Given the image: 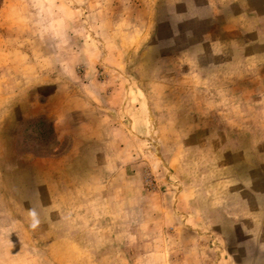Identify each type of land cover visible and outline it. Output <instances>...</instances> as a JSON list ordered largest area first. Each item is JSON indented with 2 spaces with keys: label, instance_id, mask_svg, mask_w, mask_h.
Wrapping results in <instances>:
<instances>
[{
  "label": "rangeland",
  "instance_id": "1",
  "mask_svg": "<svg viewBox=\"0 0 264 264\" xmlns=\"http://www.w3.org/2000/svg\"><path fill=\"white\" fill-rule=\"evenodd\" d=\"M261 178L264 0H0V264H264Z\"/></svg>",
  "mask_w": 264,
  "mask_h": 264
},
{
  "label": "crops",
  "instance_id": "2",
  "mask_svg": "<svg viewBox=\"0 0 264 264\" xmlns=\"http://www.w3.org/2000/svg\"><path fill=\"white\" fill-rule=\"evenodd\" d=\"M234 7H236V5H232L231 6V8H234ZM239 8H241V7H239ZM237 10H239V9H237ZM240 11L242 12V10H240ZM190 36H191L190 39H187L186 38L187 39V43L188 44L191 43V46H197V47H199L201 49H204L205 48V45L207 46L208 43H212V41H213L212 32L211 33L209 32L208 34H206V32H204L203 35H202V37L201 38H198V39L196 37L195 38H192V36H194L193 34L190 35ZM222 46L223 45L221 44L220 48ZM197 51H199V50H197ZM261 182L264 183V179L263 178H261L259 180H256L254 182L255 183L254 185H252L251 182L249 183V181L246 180V179H244V181H241L242 187L245 186V188H246V186H249L250 185V188L252 189L251 191H253L256 194H258V193L261 192L260 191V187L263 186L262 184L260 185ZM241 190H242V188H241ZM241 190L236 195L234 201H229V202L227 201V203H225V205H224L225 209L226 208L229 209V206H230V209H231L232 208V205L231 204L235 203L236 206H234V207H238V210L237 211H238V213L240 212L239 209H241V206H243V204H242L243 201H242V192H241ZM225 202H226V199H225ZM220 214L221 213L219 212V215ZM262 231H263V229H261V231L258 232V228H256V231L255 232H252V235H248L247 234L246 237H243V240H245L246 242H249L250 244H254L253 251H251V252H250V250H248V251L245 250L244 251V252H247L245 254L246 256L259 257V256L264 255V246L262 244H259L257 241H255V243L250 242V241L258 240L260 238V235H261ZM238 234H240V231H239ZM241 238L242 237H240V239Z\"/></svg>",
  "mask_w": 264,
  "mask_h": 264
}]
</instances>
